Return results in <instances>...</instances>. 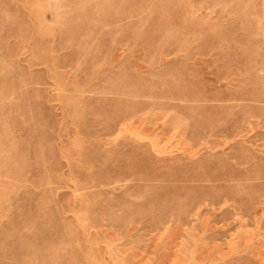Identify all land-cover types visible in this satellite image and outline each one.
<instances>
[{
  "label": "rangeland",
  "instance_id": "374dc122",
  "mask_svg": "<svg viewBox=\"0 0 264 264\" xmlns=\"http://www.w3.org/2000/svg\"><path fill=\"white\" fill-rule=\"evenodd\" d=\"M0 264H264V0H0Z\"/></svg>",
  "mask_w": 264,
  "mask_h": 264
}]
</instances>
